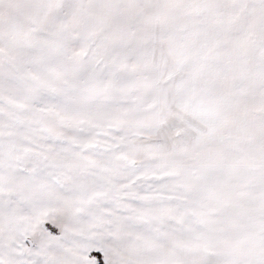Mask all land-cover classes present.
I'll use <instances>...</instances> for the list:
<instances>
[{"label":"snow or ice","instance_id":"obj_1","mask_svg":"<svg viewBox=\"0 0 264 264\" xmlns=\"http://www.w3.org/2000/svg\"><path fill=\"white\" fill-rule=\"evenodd\" d=\"M0 264H264V0H0Z\"/></svg>","mask_w":264,"mask_h":264}]
</instances>
